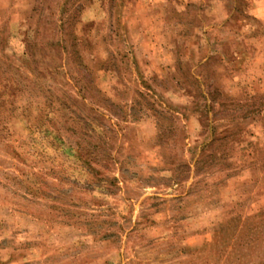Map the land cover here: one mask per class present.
<instances>
[{
    "label": "rangeland",
    "instance_id": "374dc122",
    "mask_svg": "<svg viewBox=\"0 0 264 264\" xmlns=\"http://www.w3.org/2000/svg\"><path fill=\"white\" fill-rule=\"evenodd\" d=\"M0 264H264V0H0Z\"/></svg>",
    "mask_w": 264,
    "mask_h": 264
},
{
    "label": "trees",
    "instance_id": "16d2710c",
    "mask_svg": "<svg viewBox=\"0 0 264 264\" xmlns=\"http://www.w3.org/2000/svg\"><path fill=\"white\" fill-rule=\"evenodd\" d=\"M75 38V37H74ZM75 40H76V38H75Z\"/></svg>",
    "mask_w": 264,
    "mask_h": 264
}]
</instances>
